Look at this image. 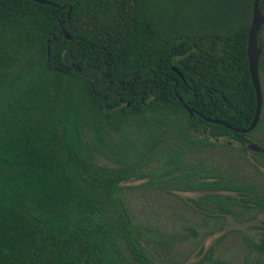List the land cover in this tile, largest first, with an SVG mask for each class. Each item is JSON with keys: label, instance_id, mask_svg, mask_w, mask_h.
<instances>
[{"label": "trees", "instance_id": "1", "mask_svg": "<svg viewBox=\"0 0 264 264\" xmlns=\"http://www.w3.org/2000/svg\"><path fill=\"white\" fill-rule=\"evenodd\" d=\"M48 1L0 0V264H155L123 207L131 178L206 191L220 210L219 191L242 190L264 209L185 157L248 140L196 113L237 129L252 118V0Z\"/></svg>", "mask_w": 264, "mask_h": 264}, {"label": "rangeland", "instance_id": "2", "mask_svg": "<svg viewBox=\"0 0 264 264\" xmlns=\"http://www.w3.org/2000/svg\"><path fill=\"white\" fill-rule=\"evenodd\" d=\"M261 27L262 35L264 24ZM128 128L141 127L132 121ZM249 135L258 139L264 136V128ZM185 157L191 164H207L226 184L243 186L257 196L255 200L264 201V165L253 162L236 145L220 142L193 148ZM96 161L112 164L103 156ZM155 166L153 160L145 169ZM145 180L121 182V197L142 235L145 254L155 264H264V254L255 247L264 235V209L243 204L236 192L223 189L221 204L227 210H220L215 202L204 199V191L178 189L172 181L146 185Z\"/></svg>", "mask_w": 264, "mask_h": 264}, {"label": "water", "instance_id": "3", "mask_svg": "<svg viewBox=\"0 0 264 264\" xmlns=\"http://www.w3.org/2000/svg\"><path fill=\"white\" fill-rule=\"evenodd\" d=\"M41 4H50L53 6H56L55 3L48 1V0H32ZM61 7H64L63 5ZM70 11V6L67 7L66 11V18H68ZM264 23V13H262L259 8H258V0H252V6H251V12H250V20L249 24L247 27V34H246V43H245V55H246V63H247V69L250 77V81L253 87L254 91V111L252 118L249 122V124L242 129H237L230 127L227 123H225L222 120L219 119H212V118H207L202 116L199 113H196L198 116H200L203 120L215 124H221L235 132H247L251 130L257 119L258 115L260 112V105H261V91H260V86H259V81H258V76H257V60L260 52V38H257V32L260 29L261 25ZM64 38H69L70 36L66 32H62ZM48 52V50L46 51ZM174 69V68H173ZM175 70V69H174ZM179 76L180 74L177 73ZM130 101L126 103V106H128ZM185 111L187 112L188 116H191L193 111L191 108L187 107L185 104L181 103ZM248 147L252 149H257L255 144H249Z\"/></svg>", "mask_w": 264, "mask_h": 264}, {"label": "flooded vegetation", "instance_id": "4", "mask_svg": "<svg viewBox=\"0 0 264 264\" xmlns=\"http://www.w3.org/2000/svg\"><path fill=\"white\" fill-rule=\"evenodd\" d=\"M257 38H259V37H257ZM259 55H260V52H259ZM258 59H259V56H258ZM84 67H86V65H84ZM257 76H258V81H259V86H260V91H261V105H260V112H259V115H258V119H257V121H256V123H255V125H254L253 128H264V59H263V61L261 62V64L259 66H258V60H257ZM85 77H86V75H85ZM106 89L108 90L109 87H106ZM126 103H125V105H126ZM126 128H128V126ZM253 128L251 130L247 131V132H244V133H247L246 138L248 140L245 141V143L243 144V149H241L239 147L238 148H239V150H241V152H243L253 162H255V163L259 164V165H264V136H262V137H260L258 139L252 138L249 135V133H250V131L255 130ZM193 130L195 132L196 129H193ZM208 141L211 142V141H213V139L208 138ZM249 144H255V146L257 147V149H252V148L248 147ZM208 145L209 146H212V147L214 146L211 143H209ZM227 145L229 146L230 144H227ZM193 190H198V189H193ZM232 191L233 192H236L238 194L237 201H239V202H241L243 204L252 203V205H254V202L253 201H243L242 200V198H245L247 196V195H245V194H243L241 192L242 190L241 191L232 190ZM204 192H206V191H204ZM258 202H260V201H258Z\"/></svg>", "mask_w": 264, "mask_h": 264}]
</instances>
